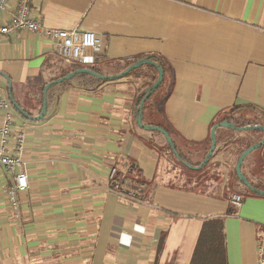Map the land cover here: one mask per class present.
<instances>
[{"label":"crops","instance_id":"0c3cea01","mask_svg":"<svg viewBox=\"0 0 264 264\" xmlns=\"http://www.w3.org/2000/svg\"><path fill=\"white\" fill-rule=\"evenodd\" d=\"M17 1L0 11V25ZM32 10L48 29L94 32L99 63L164 57L168 70L154 121L168 127L182 152H197L193 162L226 117L264 127V0H33ZM60 58L55 40L25 31L3 37L0 98L12 97L38 116L42 86L60 76ZM121 81L57 86L39 121L20 116L11 103L12 133L25 131L29 188L17 194L16 215L9 197L15 179L0 169V264H191L204 221L212 218L224 219L227 264H258L264 198L249 190L228 213L240 184L244 134L235 131L228 142L230 133L220 131L210 167L224 180L174 171L164 136L135 120L147 78L136 86ZM2 118L0 111V126ZM187 142L196 146L185 149ZM254 161L264 169V146L242 169L248 178ZM112 169L119 182L142 176L148 185L127 186L134 197L116 192Z\"/></svg>","mask_w":264,"mask_h":264},{"label":"trees","instance_id":"16d2710c","mask_svg":"<svg viewBox=\"0 0 264 264\" xmlns=\"http://www.w3.org/2000/svg\"><path fill=\"white\" fill-rule=\"evenodd\" d=\"M142 60H150V61L154 62L155 64H157V66L155 67L152 65H146L150 68L149 70L142 71V70H140V68H138V69L133 70L130 74H128L126 76V77H130L133 73H135V71H138V70H140L143 73H146L144 76H145V78H147V84L144 87V89L141 91V93L137 99L138 110H136L135 120L138 117L139 106H140L142 100L145 98L148 91L157 82V80L159 78V69L163 68L164 79H163L162 85L155 92H153L152 95L150 96V98H148L144 103V106H143V124L148 125V126L159 127L161 129L165 130L169 134L170 138L172 139V143L175 146L177 155H178V159L177 158L176 159L178 161H180L185 168L188 167L187 165L200 166L202 164V162L204 161V159L206 158V156L208 155V152L210 151L211 143H212L211 139H209L208 145L203 152V156H202L201 160L197 161V162H193L191 157L197 152L196 151L192 152L190 150L187 152V154L182 152V150H180L179 146L177 145L176 141L174 140V138L172 136V132L168 129V127L165 124L156 123L154 121L155 117L159 116V114L155 110V98L158 95V93L161 91L162 86L165 83L166 72L168 70V65H167L166 59L164 57H162L158 54H146V55H142V56H139L137 58H134L132 60L125 61V62L124 61H104V62H100V63L98 62V60L95 59L94 63L90 64V65H82V64L73 63V62L69 63V62H66L65 59L60 58V61L58 64L59 68H60V76L50 80V82L57 81L61 78H65L66 76H68L69 74H71L73 72H76L78 70H84V69H89V70L99 74L100 76H110L111 75L110 70H112V69L116 70V73L119 74V73H122L123 71H125L126 69H128L131 65H133L137 62H140ZM76 80L77 81L83 80L84 87L86 86L85 88H92L94 84L103 85V84L110 81V80H104L103 81V80H100V79L95 78L93 76H90L89 74H80V75L73 77L70 80L64 81L62 84L54 85V86L50 87L49 90L47 91L48 109H49L50 103L52 102V97H53L52 92L54 91V89L57 86H65V85H67L73 81H76ZM115 80H117V79H114L111 81H115ZM50 82H48L44 86H42V89H41V93H40L41 110H42L43 101H44V96H43L44 95V89H45V86L47 84H49ZM239 109H241V108H233L230 111H231V113H233L234 111H237ZM41 110L39 111V114L41 113ZM24 112L26 114H29L26 111H24ZM29 115L31 116V114H29ZM20 116L24 117L23 115H20ZM226 121H228L230 124H234L238 128H246L249 126H258L257 120L245 119L244 116H242L239 119H233V117H226L223 120V122H226ZM223 130L228 131L229 129H226V128L217 129V131H216L217 143L220 142V140H221L220 131H223ZM244 132H245V133H243L244 135L240 136V138L238 140L239 142H241L244 145L243 150L240 153V156L246 150H248L251 146L258 144L261 141V140L260 141L255 140L254 138L256 136H260V135L263 136V133L260 131H244ZM185 146H186L185 149H191L192 147H195L196 145L187 142L185 144ZM167 149L171 153V155L175 156V153L172 151L170 144H167ZM251 155H252V153L249 156H251ZM249 156L244 161L242 169H244L245 164H246ZM211 160H210V162H211ZM210 162L202 170H204L210 164ZM253 165H254V169L251 172V177H250L251 179L246 177L245 174H244V176L247 178V180L249 181L251 186L255 189V191H264V187L259 185L261 183L262 178L264 177V172H263L264 169L262 168V170H258L260 167V162L254 161ZM255 170H257V173L253 172ZM130 172H132V171H130ZM135 175L137 176L138 174L136 173ZM124 182L126 184H128L129 186L130 185L133 186L136 184L137 185H148L147 182L142 179V176L141 177L138 176L137 179L126 178ZM255 191L254 192L251 191V193L249 192L250 195L253 197L264 198V196L258 195ZM128 193L129 192H125L124 194L129 195ZM233 210H234V208L232 207L228 213L232 214ZM191 264H227L226 234H225V223H224L223 218H212V219H206L204 221L203 229H202L201 235L199 237V240H198V243H197Z\"/></svg>","mask_w":264,"mask_h":264},{"label":"built area","instance_id":"2783aa9c","mask_svg":"<svg viewBox=\"0 0 264 264\" xmlns=\"http://www.w3.org/2000/svg\"><path fill=\"white\" fill-rule=\"evenodd\" d=\"M11 0H0V11H6ZM33 0H18L15 13L6 24L0 25V40L13 33L29 32L57 42L58 54L68 62L82 65L93 64L100 50L101 41L94 32L90 31H66L51 30L32 16ZM0 111L3 114L0 126V169L5 170L15 179V186L10 191L9 197L16 215L19 210L17 194L25 192L29 188L28 175L24 169L25 131H13L15 117L11 103L7 99L0 98ZM116 169H112L109 175V183L112 189L119 193L128 191L125 182H119L116 178ZM243 192L234 194L230 200L233 208L238 210L244 201L249 189L240 182ZM134 197V194L128 193ZM258 264H264V235L258 242Z\"/></svg>","mask_w":264,"mask_h":264},{"label":"water","instance_id":"95a60500","mask_svg":"<svg viewBox=\"0 0 264 264\" xmlns=\"http://www.w3.org/2000/svg\"><path fill=\"white\" fill-rule=\"evenodd\" d=\"M144 65H152V66H157V64H155L154 62L150 61V60H142L140 62H137L133 65H131L128 69H126L124 72L120 73L117 76H100L99 74L89 70V69H84V70H78L76 72H73L71 74H69L68 76H66L65 78H61L57 81H53L50 82L49 84H47L45 86L44 89V101H43V107L41 110V113L36 116H30L29 114H26L24 112V110L13 100V98L11 97V103L13 105V107L17 110V112L20 115H23L25 119L27 120H32V121H39L42 120L46 114H47V109H48V103H47V91L49 90L50 87L54 86V85H58V84H62L64 81L66 80H70L73 77L80 75V74H89L90 76H93L95 78H98L100 80H114V79H120L124 76H127L128 74H130L133 70L138 69ZM163 79H164V70L163 68L159 69V78L157 80V82L154 84V86L148 91L147 95L145 96V98L142 100L140 106H139V114L138 117L136 119L138 125L140 126V128L146 130V131H155L158 132L160 134H162L165 138V140L168 142V144H170L172 151L177 155L176 149L174 144L172 143V139L170 138L169 134L159 128V127H155V126H148L143 124V106L145 101L150 98V96L152 95L153 92H155L163 83ZM9 89L11 91L12 86L11 84H9ZM219 128H227L230 130H234V131H260L264 134V127L261 126H249L246 128H238L236 127L234 124H230L229 122H221L216 124L215 126H213V128L211 129V148L210 151L208 152V155L206 156V158L204 159V161L202 162V164L200 166H190L188 165L189 168L195 169V170H202L209 162L210 160L213 158V156L215 155V151H216V147H217V138H216V131ZM264 146V138L262 139V141L256 145L251 146L248 150H246L239 158L238 163L236 165V174L238 176V179L240 180L241 183H243L250 191H255V189L251 186V184L249 183V181L247 180V178L244 176L243 172H242V166L244 164V161L246 160V158L253 153L254 151L262 148ZM258 195L260 196H264V191H255Z\"/></svg>","mask_w":264,"mask_h":264},{"label":"rangeland","instance_id":"374dc122","mask_svg":"<svg viewBox=\"0 0 264 264\" xmlns=\"http://www.w3.org/2000/svg\"><path fill=\"white\" fill-rule=\"evenodd\" d=\"M150 68L146 65L140 67V70L142 71H147L149 70ZM140 70L138 71H135V73H133L130 77H122L120 79H117L115 81H109V82H122L121 80H124V79H133V82L136 86V84L140 81H143L145 80V74L146 73H143L141 72ZM124 72V71H123ZM120 74V73H119ZM119 74H116V75H110L111 77L113 76H117ZM139 77V78H138ZM135 78H137L136 80H134ZM161 119H163L161 117ZM149 133H152V134H157V135H160L158 132H155V131H147ZM228 132L230 133V135L228 136L227 140L228 142L231 141V138L237 133L235 131H231V130H228ZM241 134L245 133L244 131L240 132ZM167 142V141H166ZM168 144V142H167ZM175 158L178 159V155L175 154ZM176 159V160H177ZM197 161V160H196ZM188 166V165H187ZM170 167L174 170V171H187L188 173L192 174L194 177H197V178H203L204 180H212V178H217L219 180H224L225 179V176L224 175H220V174H217L214 169H212L210 167V164L204 169V170H195V169H192V168H189L190 170H188V168L184 167L183 164L177 160V162H171L170 164ZM213 181V180H212ZM204 189H207V188H204ZM198 190H201V188H198ZM244 191V188L242 186L239 185V188L236 189V193H240V192H243Z\"/></svg>","mask_w":264,"mask_h":264}]
</instances>
